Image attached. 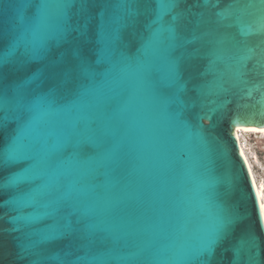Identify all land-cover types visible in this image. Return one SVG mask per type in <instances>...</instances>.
<instances>
[{"label":"snow or ice","instance_id":"1","mask_svg":"<svg viewBox=\"0 0 264 264\" xmlns=\"http://www.w3.org/2000/svg\"><path fill=\"white\" fill-rule=\"evenodd\" d=\"M181 2L0 0V132L9 121L16 124V135L0 151V176L12 165L27 164L23 173L4 177L0 190L43 181V194L49 198L43 206L51 209L44 215L55 220V227L38 233L33 245L66 242L62 254L45 257L36 252L38 259L32 264L41 259L56 264H209L216 247L243 222L239 205L228 204L234 195L231 180L211 176L206 164L185 167L184 180L194 184L201 203L215 211L211 226L194 246L169 254L172 246L157 247L156 241L165 234L176 235L173 218L163 206H144L138 195L121 187L134 176L141 185L153 180L161 154L169 148L176 161L184 163L191 159L188 148L193 137L207 146L204 130L185 116L186 61L208 59L212 67L225 62L234 79L244 83L241 68L248 61L258 55L256 64L264 68V0H230L223 8L222 0H195L194 7L202 11L177 13ZM97 6L103 9L99 20L93 13ZM142 15L147 16L143 27L148 35L141 38L136 53L129 54L126 50L137 31L128 29L135 28ZM249 16L255 18L249 21ZM232 28L240 40L217 35L220 29ZM252 37L261 39L248 46ZM229 39L236 41L237 54L226 57ZM197 44H210L212 49L201 55ZM53 47L63 51L48 60ZM34 63L41 67L32 69ZM18 73L26 75L6 83ZM262 86L264 81L245 95L251 98ZM257 103L264 115V92ZM29 128L36 135L19 151L15 146ZM45 131L47 135L42 134ZM35 198L36 193L29 194L33 203ZM246 199L253 211L259 208L258 222L264 226L259 193L252 200L249 192ZM245 244L259 251V237L249 232L239 238L233 264H238ZM130 248L135 251L126 252Z\"/></svg>","mask_w":264,"mask_h":264},{"label":"water","instance_id":"2","mask_svg":"<svg viewBox=\"0 0 264 264\" xmlns=\"http://www.w3.org/2000/svg\"><path fill=\"white\" fill-rule=\"evenodd\" d=\"M52 2L54 0H39L41 4ZM229 2L230 0H222L220 7H225ZM194 4L195 0H183L176 12L185 13L187 9L202 11L194 7ZM259 7L257 5V8ZM78 9L79 5L72 9L74 16L78 15ZM252 11L255 12V9ZM102 12L103 9L99 6L93 9L97 20ZM9 14L12 15V13ZM108 14L110 15L111 12L109 11ZM208 15L211 16V13ZM254 18L249 16L246 19L252 21ZM181 22L183 23V20ZM146 23L147 16L142 15L139 24L135 28L128 29V32L137 31L136 40L126 50L129 54H135L142 42L141 38L147 37L148 33L143 27ZM225 34L229 37L234 36L236 41L241 39L235 28L220 29L217 35ZM125 38L127 39V33ZM259 39L261 38L252 37L246 43L248 46H253ZM236 41L229 39L226 42V57L237 54V48L234 47ZM194 47L201 48V55L212 49L210 44L206 46L197 44ZM60 51L63 49L53 47L48 60L55 59ZM257 59H259L258 55L247 62L246 68H241V71L246 73L242 78L246 83L237 82L232 73L226 69L225 62H217L212 67L208 59L186 61L184 78L187 81V92L182 97L187 105L185 116L198 128L204 130L203 135L208 141L207 146L205 147L193 137L188 148L191 159L184 163H178L174 150L169 148L162 152L161 167L153 180H146L141 185L138 183V178L134 176L130 178V183L121 186L124 191L136 194L140 200L145 201L144 206H147V203H151L156 209L163 206L166 214L173 218L176 235L165 234L156 241L157 247L172 246L169 254L180 247L194 246L203 230L211 226V213L215 209L210 205L202 204L194 190L195 185L186 182L182 177L183 168L206 164L212 170L211 176L223 181L231 180L234 195L228 204H238L244 217L243 222L235 227L232 234L216 247L215 255L209 264H233L234 248L239 246V238L241 236L246 238L249 232H254L259 237V251L245 244L240 252L238 264H264V226L258 222L259 208L256 207L253 211L251 202L246 199V194L251 192L252 200H255L256 192L247 165L240 153L235 133V128L238 126L264 127V115L261 114V105L257 103L261 92H264V86L260 91L254 92L251 98L245 95L248 88L264 81V68L256 64ZM38 67L41 65L36 63L32 65V69ZM25 75V73L11 75L6 83L23 79ZM178 111L179 109L174 110L173 115ZM197 116L203 118L196 120ZM209 116L211 118H208ZM196 130L197 128H193V132ZM42 134L47 135V132ZM15 135L16 124L9 121L8 126L0 132V151L10 145ZM35 135L33 129H25L15 146L16 149L23 151L26 143ZM26 167L27 164L23 161L10 166L4 171L3 176H0V184L5 182L4 177L23 173ZM199 171L203 172L204 169L201 167ZM42 184L43 181L35 179L27 183L22 182L19 186L13 185L6 190H0V264H32L38 259L36 252H43L45 257L62 254V248L66 242L54 241L38 248L33 245V242L39 238L38 233L55 227V220L44 215L51 209L43 206L49 198L43 194L45 190ZM223 190L224 188L221 187L220 191ZM30 193H36L34 203L28 199ZM21 198L25 200L21 201ZM161 201H163L162 205ZM137 206L141 205L138 203ZM134 251V248L126 250V252ZM83 254V252L80 253V255ZM40 264H56V262L51 259H41ZM109 264H115V261H110ZM132 264H139V262L133 261Z\"/></svg>","mask_w":264,"mask_h":264},{"label":"rangeland","instance_id":"3","mask_svg":"<svg viewBox=\"0 0 264 264\" xmlns=\"http://www.w3.org/2000/svg\"><path fill=\"white\" fill-rule=\"evenodd\" d=\"M248 158L260 184H264V136L259 134H245ZM249 151V152H248Z\"/></svg>","mask_w":264,"mask_h":264},{"label":"bare ground","instance_id":"4","mask_svg":"<svg viewBox=\"0 0 264 264\" xmlns=\"http://www.w3.org/2000/svg\"><path fill=\"white\" fill-rule=\"evenodd\" d=\"M264 127H253V126H238L235 128V133L239 142L240 153H242V157L247 165L248 171L250 173V177L255 189L256 194L259 193L260 201L259 203H264V184H260L257 182L254 172L252 170L248 154H247V143L245 142L244 136L245 134H259L264 136V131L259 130ZM249 129H257L255 131ZM249 152V151H248Z\"/></svg>","mask_w":264,"mask_h":264}]
</instances>
